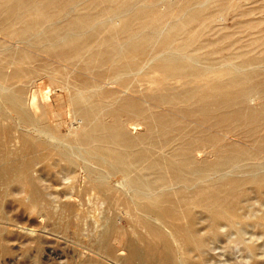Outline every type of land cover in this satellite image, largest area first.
Returning a JSON list of instances; mask_svg holds the SVG:
<instances>
[{"label": "bare ground", "instance_id": "obj_1", "mask_svg": "<svg viewBox=\"0 0 264 264\" xmlns=\"http://www.w3.org/2000/svg\"><path fill=\"white\" fill-rule=\"evenodd\" d=\"M258 1L183 0L161 11L147 0H0V185L22 180L32 207L43 204L49 219L59 218V237H71L79 249L72 264H208L223 226L239 240L245 227L264 234V208L251 223L244 212L251 194L260 192L264 205V18L258 17L264 3ZM216 14L237 19L221 26ZM6 38L49 57L17 50ZM149 60L156 61L148 72L155 86L145 98L127 95L123 76L131 64ZM75 67L84 72L70 78ZM28 88L30 105L45 104L57 88L68 90L81 118L68 124L69 140L60 132L62 118L40 122L25 109ZM11 111L20 130L5 128ZM39 151L46 159L57 155L64 168L78 167L76 155L84 159L79 167L89 189L107 196L110 208L85 235L79 222H69L74 230L64 233L65 218L87 219L91 209L79 212V199L74 203L68 193L61 212L51 210L54 202L43 200L38 179L30 178L28 156ZM256 246L248 245L249 252L257 253ZM57 248L44 250L48 260L60 256Z\"/></svg>", "mask_w": 264, "mask_h": 264}, {"label": "rangeland", "instance_id": "obj_2", "mask_svg": "<svg viewBox=\"0 0 264 264\" xmlns=\"http://www.w3.org/2000/svg\"><path fill=\"white\" fill-rule=\"evenodd\" d=\"M147 1L153 2L161 11H163L166 9L168 4L177 5L183 0H147ZM243 2H246V4L244 3V5H247L249 3V1H243ZM260 2L264 3V0H261V1L259 0L258 2H255V3H260ZM260 15H258L259 18H261V17L264 18L263 17L264 12L260 13ZM217 17L219 18L220 15L216 14L215 18L217 19V22H216L217 24L221 23L220 24L221 26H228V27L232 26L234 21L237 19V17L234 18L232 14L227 15V16L222 15L221 16L222 18L220 17L219 20ZM103 19L105 21H108V20H106L107 18H103ZM222 23H224L225 25ZM171 24H172V21H170L167 24V26L163 29V32H161V33H165ZM0 37H1V35H0ZM6 40H7V43L13 45V48H15L17 50H19L21 48L20 50L30 51L31 53L36 54L37 58L41 57L40 59H42V57H44L45 59H47L49 57L48 54H45L44 52L39 51V50L37 51V49L32 47L30 44H27L28 46L27 45L24 46L23 44H26V43L16 42L15 40H12L9 38H6ZM14 46H16V47H14ZM26 48H29L30 50L26 49ZM34 51H36L37 53H35ZM0 57H1V55H0ZM45 59H42V60H45ZM42 60H38V61H42ZM154 63H156V61L149 60V61H145L141 66L132 65V64L130 65V71L131 72L128 73L126 76H123V79L125 78L126 82H127V83H125V85H128V88L130 87L126 92L127 95L133 96L135 98H145V95L148 93L147 88H149V87L152 88L155 86L153 83H151L149 81V73H148L149 70L151 69L150 67H152L154 65ZM73 70L71 71V74H69L70 78L72 76L74 77V76L78 75V73L80 74V72H84L78 67H75ZM78 71H80V72H78ZM136 72L138 74H135ZM39 82L42 84L41 81H39ZM113 88H114V90H116V89L118 90V89H121L123 87L118 85V84H114ZM58 90H60V89L57 88L54 91L50 92V99L49 100H47V98L44 99L45 104L50 103V106H48V110L51 111L52 113L50 112V113H47V115H46V112H47L46 106L41 101H39L37 104L30 105V100L32 99L31 88L27 89L28 93H26V95H25V102H26L25 109L27 108V110L29 112H32L33 113L32 116L35 118H38L40 122L42 120L43 121L45 120L46 122H48V120H49L48 118H50L52 120L51 122H57L58 120H60V118H62L65 123L63 126H61L60 132H61V135L63 134L64 136H66L67 140H69L71 137L67 136L69 133L68 129L70 127V125L68 127V124H72L73 126H77L80 124L81 118L79 117V119H77V121L75 119L76 117L74 116V112L72 110L73 107L69 103V100H68V90H60V91H58ZM255 102L256 101H253V104L257 103V102L255 103ZM2 105L5 106L4 103H2ZM57 108H59V109H57ZM53 113H60L61 117L58 118ZM8 114H9L7 116L8 120H6V123H5L6 130L8 128H11V127H14L17 130H20L19 119H18L16 112L11 111ZM37 116H39L40 118ZM74 124H76V125H74ZM142 127H143L142 125L138 126L137 129H139V130L134 129L135 131L132 130V133L137 134L138 131L142 130ZM0 139L2 140V138H0ZM17 143L18 142H16V143L13 142V146L17 147V145L18 146L20 145L19 143L18 144ZM45 154H46L45 152L39 151V153L30 154L28 156V157L33 156L32 158H34V162H35V164L33 162V164L31 165L30 170L32 172L30 170H28V173H30V175H32V177H30L29 174L28 175L30 178H33L34 181H35V179H34L35 176H36V179H38L37 181H35L36 185L40 184L41 186H38V187L40 189L43 188V191L41 190V192L43 194L44 193L46 194V195H44L43 200L48 199L47 202H49V204H50V202H54L53 204L51 203L53 205L52 208H50L51 210L52 209L55 210V208L58 207V208H56V211L61 212L63 206L67 203V202L64 203L65 200L67 201L70 199V198L66 197V195L68 193L69 194L71 193V194H73L74 197H77L75 199L73 197L71 198V199H73V202L75 201L74 203H76L79 199L80 202H77L76 205H74L75 207L77 206L76 209H78L79 212H84V211L87 212L88 210L91 209L90 212L88 211L89 213L88 212L87 213H88V215L89 214L90 215L92 214V215L91 216L89 215L88 216L89 218L87 217V219H85V218L82 219L80 217H73V219L72 218H65V221L68 223L69 228L66 226L67 229H65L64 233H67V231L71 232L74 230V226L72 224H69V222H73V223L79 222V225L82 228V234L84 233L83 235H85L87 232L85 230L90 228V225L94 224V222L96 223V221H97V223L98 222L100 223V221L102 220V218L100 219V216L101 217L105 216L104 212L108 211V208H110V206L108 205L109 204L108 200H107L108 198L106 195H104L105 196L104 197L103 194L100 193L98 191V189H96V188L95 189H92V188L89 189L90 187H88V184H87V182L89 183V180L87 178H85V171L79 167L80 165H84V163L86 162V161L85 162L83 161L84 159L78 157L77 155L75 158V156L72 155V158H75V162H76V164H78V167L81 170L77 167V165H75L76 167L74 165L69 166L68 163H67L68 166L66 165L67 168L65 167L66 168L65 169L63 166L66 164L65 162H63L64 160H59L57 155L51 156L52 158L49 156L46 159L47 155H45ZM35 157L37 158V161H39V162L36 161ZM33 165H35L34 168H33ZM60 167H62V168L60 169ZM70 167L71 168L74 167V169H78V171L76 170V172H74L75 170L73 168L71 169ZM57 170H59V173L56 174ZM63 170H65V171L68 170V171L63 172ZM54 172H55V175H54ZM33 175H34V177H33ZM222 175H224V174L222 173ZM121 177H122L121 174L118 173V174H116V176H114V179L117 180L118 178H121ZM73 182H74V184H77V185L74 186ZM97 184H99V183H97ZM8 186H9V188H7ZM61 186H62V188H61ZM0 187H2V188H0V192L4 196V197H2V195H1V199H0V201L3 202V203L0 202V209H1L0 210V215H1L0 216V222H1L0 223V230L3 229L2 230L3 234H0V245L2 246V247L0 246V264H32L35 260H37V261L33 264H40V262H41V264H43V262H44V264H70V263L72 264V263H75L76 258L78 256L77 254L79 253L78 247L75 246L73 243H71L72 242L71 237L70 238L68 237L69 241H64V239L59 237V236H62V233L60 231H64V230H62L61 224L59 223L60 220H59V218L57 219V217H54V219H52V218L49 219V217L46 216L45 206L43 204H39L37 206L32 207L33 206L32 201H30L31 200L29 198L30 196H29V194H27V192H29V191L26 187L23 186L22 180L11 181L10 183H6L5 185L4 184L0 185ZM4 188H7V189H4ZM20 188H22L23 190H21ZM76 188H78V189H76ZM63 189H64V191H63ZM81 189L82 190L84 189V191H81ZM19 190H21V191L19 192ZM79 190L81 192H84V194L80 195L81 192ZM96 190H97V192H96ZM65 192H66V194H65ZM90 192H92L93 194ZM62 193H64V196L61 195ZM94 193H96V194L94 195ZM257 193L251 194L252 199L247 201L246 211L244 210V212H247V216H248L247 219L250 221L247 223H251V220L253 221L254 220L253 218L255 216L259 215V212L261 213V211L264 208V205L262 206V204L259 203L261 201L260 192H257ZM58 194H59V196H58ZM255 194H257V196ZM55 196H57V197H55ZM60 196L61 197L63 196L65 198H61ZM84 196L85 197L88 196V197L85 198ZM91 196H92V198H91ZM96 196H97V198H95ZM53 197L56 198V199L54 198L55 201L53 200ZM82 198H84L86 202L83 201ZM102 198H105V199H102ZM50 199H51V201H49ZM94 200L97 202V204L95 203ZM103 200H105L104 203H103ZM45 201H44V203H45ZM87 201H88V203H87ZM90 202H91V204H90ZM41 203H43L42 200H41ZM84 203H86V204H84ZM92 203H94V204H92ZM98 203H99V205H98ZM101 203H102V205H101ZM106 205H108L109 207ZM54 206H55V208H54ZM85 206H86V208L88 207V209H86ZM102 206L104 208L106 207L107 209L106 208H105L106 210L104 208L102 209ZM249 206H250V208H249ZM35 207L36 208L38 207L37 209H39V211L38 210L35 211ZM78 207H80L81 209ZM84 208L86 210H84ZM98 209H101V211L102 210L103 211L100 213V210H98ZM96 210H97V212H96ZM43 211H44V213H43ZM37 212L39 215L35 214ZM42 214H45V215H42ZM93 215H95V216H93ZM4 216H5V218H4L5 220L3 219ZM93 217H94V219H93ZM88 219H89V221H88ZM247 219H246V221H248ZM47 220H50V221H47ZM53 220L55 221L54 223H53ZM86 224H88V225H86ZM58 227H60V228H58ZM246 228H247V230H246ZM251 228L252 227H250V229H248V227H245L243 229V231L241 232V238H240L241 241H240L238 238H236L237 231L234 228L230 229L229 227L223 226V228H221L222 232L220 233V235L215 238L216 239L215 241H214V239L212 240L213 242L210 246L212 251H210V249L208 251L209 254L211 252L212 256H209V254L207 253L208 255L206 257L209 256L208 258L210 260L208 258H207V260L210 262V264L212 263V261L215 262V263L213 262L214 264H235V263L241 264L242 262L240 260L247 259L248 256H249L248 259H251L252 263L251 262L246 263V260L243 263L255 264V262L260 258L258 260L259 264H264V259H263L264 258V256H263L264 255L263 254V252H264V244H263L264 243V236L263 235L264 234L258 228L254 229V227H253V230ZM254 230L257 232V234ZM55 233H57V234H55ZM237 237H238V235H237ZM234 239H235V241L238 240V243H235ZM250 239H251V241H250ZM253 241H255V242H253ZM259 242H261L260 246H259ZM252 243H255L256 245L259 246V247L256 246V247H258L257 253L256 252L255 253L249 252L247 246L252 244ZM30 244H32V245L30 246ZM46 245H47V247L53 245L56 249H58L57 247H59L62 250V253H61L62 255L60 254V256H57L55 258L56 260L55 259L48 260L46 254H45V251H44L47 248ZM245 247L247 250L245 249ZM245 250L247 253L245 252ZM70 252H72L73 254ZM242 253L247 254V256L244 257L245 255H243ZM255 254H257V256L259 255V258H257L256 261H254V258L256 257ZM250 256H252L253 258ZM242 257H243V259H242ZM248 259H247V262L249 261ZM38 261H40V262H38ZM209 262H208V264H209Z\"/></svg>", "mask_w": 264, "mask_h": 264}]
</instances>
